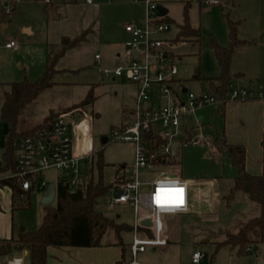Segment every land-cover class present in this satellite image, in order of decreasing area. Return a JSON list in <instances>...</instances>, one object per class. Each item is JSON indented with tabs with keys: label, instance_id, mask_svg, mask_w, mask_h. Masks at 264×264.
<instances>
[{
	"label": "rangeland",
	"instance_id": "1",
	"mask_svg": "<svg viewBox=\"0 0 264 264\" xmlns=\"http://www.w3.org/2000/svg\"><path fill=\"white\" fill-rule=\"evenodd\" d=\"M5 1L7 2L0 0L7 4ZM124 1L123 3L113 1L112 5L103 9L89 40L62 58L57 66L60 71L53 78L54 87L27 107L19 122V130L27 131L42 123L51 111L62 113L63 110L82 103L93 88L96 98L93 103L74 113L63 115H67L71 129L80 121L89 120L94 139L93 152L94 149L97 152L93 159V176L97 181L96 161L98 154H102L107 166L104 172L106 185H113L115 179H132L135 174L134 146L115 140L112 134L113 130L131 121L132 110L138 100V85L114 75L117 68L128 66L124 54L130 35L125 31L126 26L145 29V25L156 18V15H149L147 1H151L166 8L169 12L168 19L174 22L165 24L168 30L155 33L153 37L174 40L178 31L177 25L184 20V6L190 1L188 14L190 22L195 27H201L202 36L197 43L191 41L176 43L178 74L175 80L196 95L202 92L208 94V83L193 78L198 72L203 79L221 76V68L211 41L214 39L222 47H227L229 27L226 15L229 14L230 19L236 21L238 17L245 16L248 9L243 4L240 7L238 2L237 6L233 7L229 0H221L220 5L200 3L198 0ZM82 2L79 4L80 7L75 9L77 12L75 16L81 15L85 4ZM17 4L15 15L11 14L6 20H0V151L3 155L7 152L10 137V125L1 119L4 94L9 91L12 83L38 80L48 62L49 46L60 41L56 34L53 36L50 32L43 3ZM88 17L89 15L86 16L87 19ZM24 27H32L33 34L26 32ZM11 42L15 45L8 49L6 45ZM96 55L101 59H96ZM233 61L231 72L235 73L240 69L245 73V77L234 79L230 84V90L240 88L257 90L259 86H264V58L260 60V65H256L252 59L238 53ZM143 63L144 60L139 61V64ZM157 91L158 89L155 90ZM153 102L160 105L164 103V99L160 94H153ZM147 103L153 105L151 101ZM222 113L223 109L216 103L204 105L189 113L177 137L180 140L187 129L191 132L192 140L196 139L198 144L181 142L176 156L160 164L169 174L188 182L191 191L190 211L163 217L165 223L163 236L169 245L148 248L145 254L139 255V260L143 264H192V255L195 251L211 256L216 242L224 240L226 232H237L241 223L257 213L255 203L245 194H238L231 202L225 199L234 184L238 170L233 166L231 159L214 145L218 134H225ZM237 122L241 127L239 119ZM254 127L253 124L249 129ZM155 130L161 135L166 132L161 125H157ZM209 142L213 145L209 146ZM89 167L87 164L83 168L74 188L86 184ZM7 174L8 172H0V177ZM61 178L62 174L53 169L43 173L47 187L50 184L57 187ZM47 187L43 191L35 190L30 194L29 207H25L26 199H20L15 203V209L8 187L0 189V206L5 211L4 215L0 214V239L17 238L22 229L27 232L39 229L46 211L42 200ZM113 197L114 193L110 190L108 194L99 198L97 210L118 223L134 226L135 216L130 206L109 207L108 199ZM55 204L56 202L54 206ZM145 215L144 210L140 209L139 216ZM133 236V232L122 235L127 245L131 243ZM140 237L143 238L141 235ZM111 240L112 234L105 239V243ZM104 247L106 245L96 248L53 247L49 252L48 264H107L98 250ZM26 252H16L13 256H22L29 264ZM254 253L249 251L240 255L237 250L223 246L216 252L211 264H262L254 258ZM7 261L8 258H4L0 264H7Z\"/></svg>",
	"mask_w": 264,
	"mask_h": 264
},
{
	"label": "built area",
	"instance_id": "2",
	"mask_svg": "<svg viewBox=\"0 0 264 264\" xmlns=\"http://www.w3.org/2000/svg\"><path fill=\"white\" fill-rule=\"evenodd\" d=\"M58 0H45L51 3ZM91 3V0H87ZM209 4L218 5L219 0H207ZM6 10L11 11L14 7L11 2L5 4ZM149 15L156 18L146 24V28L127 25L125 30L130 35L126 43L128 49V66L119 67L115 70L116 77L125 78L129 82L139 86L138 100L130 123L113 130L115 140L131 143L135 150V174L132 179L122 178L121 181H113V199H108L110 208L130 206L135 216V224L131 232L134 233L130 246V259L128 264H143L139 255L147 252L148 248L165 247L168 240L164 238L165 223L163 217L166 215H180L190 211L191 191L188 182L180 180L169 174L160 164L171 159L173 156L172 146L177 144L180 148L181 142L198 144L191 139L183 140L186 133L179 138L178 131L181 129L185 117L204 105L219 102L209 93L196 95L186 91L184 97L180 98V91L174 89L175 76L178 74L176 65L177 55L175 49L177 44L171 40H163L153 37L155 33L165 32L168 27L156 21L158 17V5L147 1ZM152 26V27H151ZM15 44H7L12 48ZM137 54V57L132 55ZM96 59H100L97 55ZM144 60L143 64L139 61ZM158 89V93L155 90ZM153 94H160L164 103L157 105L153 102ZM264 98V91L247 90L244 88L229 91V100L247 101ZM151 101L153 105L147 103ZM149 104V105H146ZM84 122H80L71 129L67 115L57 116L50 127L41 129L32 135L19 137L15 142V170L0 177V181L16 180L24 192H29L35 185V190L43 191L47 187L43 179V173L50 170L62 174L61 180H67L74 188L78 183L85 166L91 165L92 155L77 154L75 151L76 139H84L86 132L83 129ZM161 125L166 129L165 134H159L155 128ZM153 130L156 134L168 139L164 146L156 147V142L147 139V132ZM186 131V130H185ZM89 130H87L88 134ZM213 144L209 142V146ZM176 156V155H175ZM5 166L3 154L0 151V169ZM164 179H175L186 183L184 203L182 206H159L155 201V192L158 189L157 181ZM116 191L121 195L116 196ZM57 196V195H56ZM143 209L145 216L140 217L139 211ZM145 220H151L152 225H144ZM143 236V238L140 237ZM26 256L28 252H26ZM206 256L201 251H195L192 255V264L206 262ZM14 258L9 257L7 264ZM23 264H28L23 257ZM208 264H211L208 259Z\"/></svg>",
	"mask_w": 264,
	"mask_h": 264
},
{
	"label": "trees",
	"instance_id": "3",
	"mask_svg": "<svg viewBox=\"0 0 264 264\" xmlns=\"http://www.w3.org/2000/svg\"><path fill=\"white\" fill-rule=\"evenodd\" d=\"M82 0H58L51 3H45V0H12L13 9L5 10V4L0 2V20H6L11 14L17 12V3L23 2H41L44 4V13L48 21L57 20L61 17L60 7L67 3H79ZM235 5L237 0H231ZM191 3L187 1L184 6V20L177 25V35L174 43L191 41L197 43L202 36L201 27H195L190 22L189 7ZM229 27V45L220 46L216 40L212 39L211 45L215 52L218 64L221 68V76L212 79H203L198 72L194 80L205 81L209 86V94L220 103L223 109L229 100L230 84L236 78L245 77L242 73L234 74L231 72L232 59L236 49L244 44L239 38L240 22L230 19L226 15ZM159 24L174 23L167 16L156 21ZM94 32L90 27L84 30L74 39L66 38L60 45H50L48 48V62L42 76L30 82L24 80L18 83L10 84L9 91L4 94V102L1 107V119L10 125V137L8 138V149L3 155L5 166L0 172L7 173L15 170V142L25 135H32L37 131L48 128L54 119L60 114L74 113L78 109L91 104L95 101L93 88L90 90L87 98L80 104L73 105L62 113L50 112L42 123L30 128L27 131L19 130L20 119L29 105L35 102L43 93L53 88L54 76L59 72L57 65L68 51L80 47L86 43L89 36ZM185 141L191 139L190 131H185ZM147 139L156 142V147L167 144L168 139L156 134L153 130L147 132ZM215 147L226 154L238 170V175L234 178V184L229 190L225 199L228 202L233 201L238 194H245L250 201L255 203L257 213L250 219L241 223L237 232H226V237L220 242H216L213 259L219 248L223 246L230 247L231 250H237L238 254L243 255L251 248L264 246V173L262 175H253L246 169V148L243 145L231 144L225 134H218L214 142ZM97 152H93L91 165L85 185H79L72 188L67 180H60L56 189L55 206L45 207L43 223L34 232H21L17 238L0 239V262L4 258L12 257L16 252L27 251L29 264H47L49 247H82L95 248L104 245L121 246L123 250V260L130 257V246L127 245L122 235L131 232L132 227L118 223L116 220L105 216L97 210L98 199L108 194L113 185H106L104 181V172L107 167L104 163L102 154H98L96 166L98 169V179L95 181L93 176V159ZM117 181H121L118 179ZM8 187L12 192L13 208L20 199H26V208L30 205V194L35 191V185L29 192H24L19 183L13 179L0 181V188ZM112 234L113 240L106 242L105 239ZM206 242V241H205Z\"/></svg>",
	"mask_w": 264,
	"mask_h": 264
},
{
	"label": "crops",
	"instance_id": "4",
	"mask_svg": "<svg viewBox=\"0 0 264 264\" xmlns=\"http://www.w3.org/2000/svg\"><path fill=\"white\" fill-rule=\"evenodd\" d=\"M11 1L12 0H7V2L5 1V3ZM82 1L85 2L83 6L84 7L83 11L81 12V15L75 16V14L77 13L75 9L80 7L79 4L83 3ZM82 1H80L79 3H67L62 5L60 7L61 17L57 20L48 21L50 32H52L53 36L56 34L58 40H60L56 45H60L66 38L74 39L75 37L79 36L84 30L90 27L95 28L97 24V19L100 17L103 9H105V7L112 5L113 1L115 3L125 2L124 0H91V3L87 2V0H82ZM198 1L200 3L207 2V0H198ZM229 1L231 2L232 5V1L231 0ZM237 2L240 4V7L243 4L245 5L244 7L248 9L245 12L246 14L245 16L238 17L239 19H236L237 22H240L239 38L244 41V44L236 49L233 59L236 54L240 53L241 55L247 56L248 59H252L254 64L260 65V60L264 58V18H262V12H264V0H237L235 5L232 6L233 7L237 6L236 5ZM27 3H41V2H27ZM63 14L66 15L64 16ZM87 15H89L88 19L86 18ZM166 16L168 17V14ZM24 30L30 34H33L32 27H24ZM185 42H180V43H185ZM75 49L68 51L67 54ZM127 53H128V49L126 47V52L124 56L126 61L128 62ZM233 59L231 64L232 67L234 63ZM237 73H242L245 75V73L240 69H238V71H236L234 74ZM173 86L176 91H180V93H182V95H180V98H182L184 93L187 91L184 85L181 82L175 80ZM256 91H264V86H259ZM200 94H204V93L202 92ZM134 110L135 108L132 110L133 113ZM222 114L224 116L223 118L225 122L224 133L229 143L243 145L246 148L247 171L253 175H262L264 173V98H258L247 101L228 100L227 104L223 108ZM131 118H133V115ZM238 119L241 124V127L237 122ZM80 122H84L83 129L86 132V135L83 140L80 138L76 139L75 151L77 154L86 153L88 155H92L94 139L92 136L91 124L88 119L82 120ZM130 122L131 121L127 123ZM79 123L75 124L73 128H75ZM253 124L255 125V127L249 129V127H251ZM87 130H89L88 134H87ZM252 130L254 131L252 132ZM190 136L192 137L191 132H190ZM8 189L10 191L11 200H12L11 189L10 188ZM0 214L2 215L5 214V211L2 210L1 206H0ZM52 249L53 247L48 248V254L50 251H52ZM98 250L100 252V255L104 258L107 264H128V261L130 259L129 257L127 260L125 261L123 260V250L121 246L106 245V247L100 248ZM249 251L255 252L253 255L254 258L257 261L262 262V264H264V246L259 248H251L249 249ZM210 262H212V260Z\"/></svg>",
	"mask_w": 264,
	"mask_h": 264
},
{
	"label": "clouds",
	"instance_id": "5",
	"mask_svg": "<svg viewBox=\"0 0 264 264\" xmlns=\"http://www.w3.org/2000/svg\"><path fill=\"white\" fill-rule=\"evenodd\" d=\"M158 189L155 192V201L166 205L184 203L186 183L175 179H164L157 181ZM182 190V191H181ZM9 264H23V257H14Z\"/></svg>",
	"mask_w": 264,
	"mask_h": 264
},
{
	"label": "water",
	"instance_id": "6",
	"mask_svg": "<svg viewBox=\"0 0 264 264\" xmlns=\"http://www.w3.org/2000/svg\"><path fill=\"white\" fill-rule=\"evenodd\" d=\"M168 14V10L166 8H164L162 5H158V11H157V15L158 17H165ZM133 56L137 57V54L135 52L132 53ZM178 145L174 144L172 146V151H173V156L176 155V151L178 149ZM56 195H57V189L56 186L54 184H50L45 192V195L43 197L42 200V204L45 207H49V206H53L54 203L56 202ZM121 192L120 191H116V196H120ZM144 225H148L151 226L152 225V221L151 220H145L143 222ZM25 229H22V232H24ZM208 259L209 256H206V264H208Z\"/></svg>",
	"mask_w": 264,
	"mask_h": 264
},
{
	"label": "snow or ice",
	"instance_id": "7",
	"mask_svg": "<svg viewBox=\"0 0 264 264\" xmlns=\"http://www.w3.org/2000/svg\"><path fill=\"white\" fill-rule=\"evenodd\" d=\"M181 191H182V190H181ZM156 203H157V205L162 206V207H164V206H175V207H179V206H182V205H183V201H181V202L178 203V204H173V205L162 204V203H159L158 201H156Z\"/></svg>",
	"mask_w": 264,
	"mask_h": 264
}]
</instances>
